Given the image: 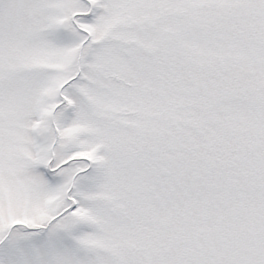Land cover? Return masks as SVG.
<instances>
[{
	"label": "snow or ice",
	"instance_id": "6c2138e0",
	"mask_svg": "<svg viewBox=\"0 0 264 264\" xmlns=\"http://www.w3.org/2000/svg\"><path fill=\"white\" fill-rule=\"evenodd\" d=\"M0 264H264V0H0Z\"/></svg>",
	"mask_w": 264,
	"mask_h": 264
}]
</instances>
